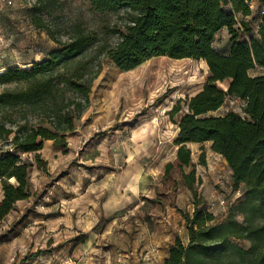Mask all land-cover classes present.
Listing matches in <instances>:
<instances>
[{
    "label": "rangeland",
    "instance_id": "rangeland-1",
    "mask_svg": "<svg viewBox=\"0 0 264 264\" xmlns=\"http://www.w3.org/2000/svg\"><path fill=\"white\" fill-rule=\"evenodd\" d=\"M245 20L257 36V14ZM127 21L124 11L97 12L87 0H18L0 10V70L41 63L61 45L84 38L81 58L55 75L61 83L57 97L66 93L72 99L63 87L66 78L101 66L90 108L67 135V148L44 142L40 166L36 154H20L31 166V197L0 221V264H163L177 238L187 243L183 215L193 212V194L180 170L175 166L167 174L166 166L176 162L186 99L202 91L209 71L204 61L166 57L130 72L117 69L105 54L120 42ZM230 46L224 29L213 48L226 55ZM262 73L257 69L250 76ZM228 85L218 83L225 91ZM14 88L0 86V93ZM179 101L182 111L171 118ZM244 106L228 99L208 116L229 111L244 116ZM15 120L11 110L0 112V123L12 126ZM187 146L192 162L184 172L195 170L202 180L196 188L200 207L208 210L225 199L232 205L215 210L217 220H224L243 195L233 191L230 169L209 143ZM202 148L206 166L199 163ZM6 150L15 152L8 140H0V156Z\"/></svg>",
    "mask_w": 264,
    "mask_h": 264
},
{
    "label": "trees",
    "instance_id": "trees-1",
    "mask_svg": "<svg viewBox=\"0 0 264 264\" xmlns=\"http://www.w3.org/2000/svg\"><path fill=\"white\" fill-rule=\"evenodd\" d=\"M87 1L97 12L124 11L127 15L120 42L105 54L117 69L130 72L160 57L207 64L206 83L202 91L186 99L187 114L178 124L176 162L166 166L167 174L175 166L180 170L184 185L193 194V212L183 215L188 241L177 238L163 264H264V0H258L263 14L257 36H251V21L245 20L256 19L257 10L252 11L248 4L253 0ZM224 29L231 37L226 55L213 48L216 35ZM243 35H250L249 41H240ZM86 42L84 38L72 40L41 63L0 70V86H15L0 93V112L11 110L16 119L12 126L0 123V140H8L15 151L6 150L0 156V221L18 202L31 197V166L20 154H36L40 166L38 152L44 142L67 148V135L90 108L101 66L66 78L63 87L72 99L66 93L57 97L61 83L55 80L58 72L81 58ZM257 69L262 75L250 76ZM227 80V90L220 89L218 83ZM228 99L245 102L244 116L234 111L208 116ZM181 103H176L171 118L182 111ZM204 143H211V151L226 161L232 172V189L243 195L224 220L200 207L196 188L202 180L196 178L195 170L184 172L192 162L187 145ZM199 163L206 166L204 148Z\"/></svg>",
    "mask_w": 264,
    "mask_h": 264
},
{
    "label": "built area",
    "instance_id": "built-area-1",
    "mask_svg": "<svg viewBox=\"0 0 264 264\" xmlns=\"http://www.w3.org/2000/svg\"><path fill=\"white\" fill-rule=\"evenodd\" d=\"M18 0H0V10H2L3 8H8V7H12ZM249 8L252 11H255L256 7L253 3V1L249 2ZM240 18V16L238 17ZM241 20V19H240ZM245 103V102H244ZM237 194H239V192H237ZM229 206L228 201L224 200H218L217 202L210 204V206H208V211L212 214L216 215V209H224L225 207Z\"/></svg>",
    "mask_w": 264,
    "mask_h": 264
},
{
    "label": "crops",
    "instance_id": "crops-1",
    "mask_svg": "<svg viewBox=\"0 0 264 264\" xmlns=\"http://www.w3.org/2000/svg\"><path fill=\"white\" fill-rule=\"evenodd\" d=\"M253 3H254V5H255V7H256V9L255 10H257V20L259 19V23H260V15H259V12H261L262 14H263V8H260V4H259V2H258V0H253ZM259 23H258V25H259ZM210 144V148H211V143H209ZM192 145H196V144H192ZM212 152V151H211ZM213 153V152H212ZM214 155H218V154H215V153H213ZM218 156H220V155H218ZM221 157V156H220ZM230 176H231V181H232V172H231V170H230Z\"/></svg>",
    "mask_w": 264,
    "mask_h": 264
}]
</instances>
